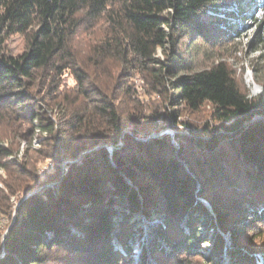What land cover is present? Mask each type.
<instances>
[{
  "label": "trees",
  "instance_id": "trees-1",
  "mask_svg": "<svg viewBox=\"0 0 264 264\" xmlns=\"http://www.w3.org/2000/svg\"><path fill=\"white\" fill-rule=\"evenodd\" d=\"M236 2L255 6L251 20L264 24L263 0H0V170L6 173L0 178V264H129L138 213L163 218L148 250L158 264H195L198 228L208 224L247 248L233 252V264H257L264 248L244 236L248 215L264 223V90L250 96L225 64L197 70L190 54L202 37L225 33L211 14ZM101 21L108 31L91 46L94 72L78 59L74 40ZM15 35L27 41L18 56L5 47ZM183 40L187 48L181 50ZM114 62L127 79L115 81ZM39 71L48 75V86L33 79ZM68 71L76 92L54 95L60 87L54 80ZM103 74L118 95L110 94V84H99ZM133 74L151 81L163 107L147 113L140 104L133 103L139 111L129 108ZM205 105L222 124L206 125L208 138L178 137L179 149L167 136L139 140L163 129L172 110L176 120L180 106L197 113ZM51 106L61 110L59 119L43 111ZM3 131L10 145L2 144ZM37 135L44 149L33 151ZM18 140L29 145L22 159ZM108 144L115 146L112 154ZM78 159L63 173L64 160ZM49 161L54 168L42 182L39 171ZM213 241L219 258L223 238Z\"/></svg>",
  "mask_w": 264,
  "mask_h": 264
},
{
  "label": "rangeland",
  "instance_id": "rangeland-1",
  "mask_svg": "<svg viewBox=\"0 0 264 264\" xmlns=\"http://www.w3.org/2000/svg\"><path fill=\"white\" fill-rule=\"evenodd\" d=\"M257 2L261 0H256ZM264 1V0H263ZM246 7V6H245ZM241 6L239 2H236L231 9L223 10L220 14L212 13V16L218 17L223 23L222 36L216 37L214 39L203 38L198 40L194 50L190 52L192 58L194 59L195 68L197 70H204L213 67L214 65L223 63L230 70L233 78L236 80L238 85L242 88L243 91L250 94V96H256L264 90V42H259V38L264 36V24L257 20H251L257 14L255 6L251 8H245ZM249 18V19H247ZM108 25L101 21L98 27L95 30H86L82 29L75 36L74 44L77 49V57L80 61H85L87 65L96 72L94 69L93 63L88 60L89 52L91 46L107 33ZM186 40L182 41V47L179 49L184 50L187 48ZM6 51L12 56L21 55L27 48V41L24 37L19 35L11 36L6 42ZM158 57L162 60H165L166 56L162 51L158 52ZM114 73L117 75L115 81L120 79H127L126 76H119L121 71L120 64L112 63ZM72 72L68 71L61 79L56 78L54 81L55 84L58 83L60 87L58 90L53 92L54 95L62 92L63 94L73 95L77 90V82L71 74ZM33 79L38 81L39 87L44 85L48 86L49 81L48 75L44 77L41 72H35ZM118 79V80H117ZM51 80V79H50ZM113 81V80H112ZM110 81L108 74H103L100 85H111L114 89H111V95H118L119 93L115 91L114 82ZM128 83L132 89V98L128 100L129 108L133 111L138 107L133 103L140 104L146 113L153 110L163 107V96L159 93L153 91L151 81L146 80L143 75L133 74ZM170 92V91H169ZM168 109L171 110L170 105H166ZM138 111L140 109H137ZM53 119H59L62 116L61 110L54 106L52 108H44L43 110ZM180 113H177V118L174 120L173 116L176 115L173 110L169 113L168 122L163 124L165 126L158 132H153L149 138H140L142 142H146L151 138H162L167 136L170 140V143L176 149H179L180 142L178 137L183 138H197L204 137L208 138L206 135H203L206 125H209L210 128L216 129L220 128L222 124L216 123L211 119V107L205 105L199 112L192 113L184 106H180ZM126 133L132 134V129L129 128L126 130ZM3 140L2 144L10 145L12 140L7 136L6 131H3ZM19 147V159L23 158V152L28 148L27 142H20ZM44 137L35 136L32 139V144L30 148L33 151H37L43 148ZM123 143H120L119 146L122 147ZM109 148L115 146L113 144L108 145ZM107 148V147H106ZM108 149V148H107ZM109 150V149H108ZM110 152V151H109ZM111 154V152H110ZM81 159L77 161H68L64 160L61 166L63 173H66L68 170V164L80 163ZM54 165L49 161L42 164L40 169L41 180L45 182L47 179V173L53 170ZM0 178H6V173L0 170ZM52 187H55L58 182L51 183ZM0 186H2L0 182ZM200 201L211 210L210 205L207 201L200 199ZM212 213V211H211ZM252 215H248L245 220L246 225V236H244L247 241L251 240L252 246L261 245L264 248V223H258ZM132 222L134 226V235L133 239L129 242L131 246V258L132 262L129 264H158L157 260L151 257L148 253L150 248L151 240L153 238V230L163 223V218L158 214H151L146 216L142 213H138L132 217ZM6 224V221L3 220L1 225ZM242 224L238 227L242 229ZM201 232V238L196 241L197 248L192 252L195 264H233L232 254L237 250L238 246L234 243L233 235L230 232L224 233L210 224L207 227H199ZM223 238L224 247L223 254L221 257L217 258V254L213 255L214 239L217 235ZM116 249L123 251L122 246L119 243L114 244ZM167 249V247H165ZM243 252L247 251V248H238ZM144 253H146L147 258L146 262L142 263V258ZM248 253V252H247ZM249 254V253H248ZM126 255V254H125ZM200 257V258H199ZM257 264H264V254L258 255L255 257Z\"/></svg>",
  "mask_w": 264,
  "mask_h": 264
},
{
  "label": "water",
  "instance_id": "water-1",
  "mask_svg": "<svg viewBox=\"0 0 264 264\" xmlns=\"http://www.w3.org/2000/svg\"><path fill=\"white\" fill-rule=\"evenodd\" d=\"M108 145H109V144H108ZM108 145H106L105 147H107V148L109 149V151L111 152V154H112V152H113L114 149H113V147L109 148ZM98 148H100V147H98ZM98 148H95V149H98ZM52 185H53V184H48V185H46V187H52ZM56 185H57V184H56ZM42 188H43V187H40L39 190H42ZM33 194H35V192H33V193L29 194L27 197H25V198H24V199L18 204V206H19L24 200H26L27 198L31 197ZM7 232H8V230H7ZM7 232H6L5 236L7 235ZM258 255H261V254H258Z\"/></svg>",
  "mask_w": 264,
  "mask_h": 264
}]
</instances>
